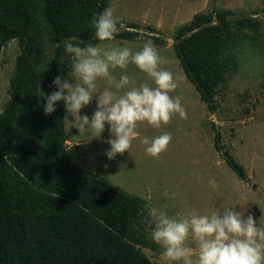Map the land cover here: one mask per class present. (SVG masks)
<instances>
[{"label": "trees", "instance_id": "1", "mask_svg": "<svg viewBox=\"0 0 264 264\" xmlns=\"http://www.w3.org/2000/svg\"><path fill=\"white\" fill-rule=\"evenodd\" d=\"M109 5L110 0H0V52L11 40L20 47L0 111V264H159L142 251L160 249L150 238L152 225L141 219L147 200L78 168L68 154L63 101L46 114L38 96L54 90L53 77L70 70L61 42L72 37L73 43L97 44L90 18ZM233 14L216 6L197 12L173 36L182 69L210 112L217 110L219 86L234 64L233 29L264 36L257 16ZM124 24L116 39L147 35L153 43L164 42L153 26ZM213 126L216 149L247 181L245 167Z\"/></svg>", "mask_w": 264, "mask_h": 264}, {"label": "rangeland", "instance_id": "2", "mask_svg": "<svg viewBox=\"0 0 264 264\" xmlns=\"http://www.w3.org/2000/svg\"><path fill=\"white\" fill-rule=\"evenodd\" d=\"M114 16L124 22L150 25L164 40L157 47L167 59L161 67L173 74L177 88L169 93L180 95L186 116L173 113L159 128L146 121L137 122L138 135L123 153L109 159L107 125L100 137L90 140L87 131L75 127L79 118L68 115L66 145L71 161L82 170L105 177L125 191L143 197L147 206L166 209L169 214L184 216L195 210L206 214L225 205H236L249 212L264 225V36L252 29L235 30L231 55L234 64L227 80L219 86L216 95L218 108L210 112L197 89L186 77L173 48L175 28L197 12H208L214 6L234 11L232 18L241 15L257 16L264 29V0H110ZM146 32L145 27L141 28ZM147 35L137 39L99 41L100 45L126 44L137 50ZM20 52L17 40H11L0 52V111L9 99L8 87ZM118 79L126 72L136 84L145 82L155 86L151 78L129 63L125 69L112 70ZM75 82V81H73ZM96 91L107 87L103 79L97 80ZM121 94L124 90H115ZM95 108V98L80 109L89 118ZM216 119L212 120L211 114ZM215 124L221 134V144L246 169L247 181L240 179L227 165L215 147ZM171 136L166 148L155 157L144 151V137L149 140L161 132ZM199 172V178L193 173ZM213 179L215 187L208 183ZM185 243L193 249L196 258L197 244L189 235ZM154 262L165 264L161 248L157 251L142 247Z\"/></svg>", "mask_w": 264, "mask_h": 264}, {"label": "clouds", "instance_id": "3", "mask_svg": "<svg viewBox=\"0 0 264 264\" xmlns=\"http://www.w3.org/2000/svg\"><path fill=\"white\" fill-rule=\"evenodd\" d=\"M90 24L98 41H112L125 28L123 21L114 16L111 6L93 13ZM73 39L69 37L61 42L70 60V70L63 78L59 74L54 76L51 83L55 89L47 94L40 90L38 96L44 98L42 110L46 114L54 111L57 102L63 101L67 114L79 118L75 127L88 132V140L100 137L107 125L110 134L109 147L105 150L107 158L128 151L138 135L137 122L146 121L159 128L173 113L181 118L186 116L181 96L169 94L177 88V83L173 74L161 67L167 59L159 54L150 38L137 50L126 44L73 43ZM48 63L37 65V71L43 72ZM129 63L146 73L155 86L145 82L136 84L123 71L118 79L113 75L112 70L125 69ZM98 79L105 80L108 86L97 92ZM113 89L124 91L118 94ZM93 98L95 108L91 117L81 115L80 109ZM210 118L215 120V114ZM170 139L166 131L150 140L144 137V151L155 157ZM193 175L199 178L200 174L194 172ZM208 183L215 187L213 179ZM143 211L145 216L141 219H147L152 225L150 238L160 246L165 264H264V225L250 212L245 215L241 207L225 205L206 214L193 210L179 217L154 206H147ZM189 235L197 244L195 261L193 249L185 243Z\"/></svg>", "mask_w": 264, "mask_h": 264}]
</instances>
